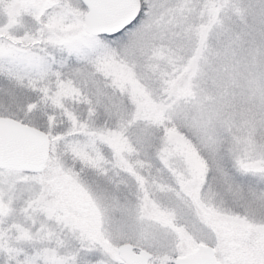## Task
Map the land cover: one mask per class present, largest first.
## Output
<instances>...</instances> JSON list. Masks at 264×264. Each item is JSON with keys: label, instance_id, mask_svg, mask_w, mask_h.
Returning a JSON list of instances; mask_svg holds the SVG:
<instances>
[{"label": "snow or ice", "instance_id": "6c2138e0", "mask_svg": "<svg viewBox=\"0 0 264 264\" xmlns=\"http://www.w3.org/2000/svg\"><path fill=\"white\" fill-rule=\"evenodd\" d=\"M0 264H264V0H0Z\"/></svg>", "mask_w": 264, "mask_h": 264}]
</instances>
